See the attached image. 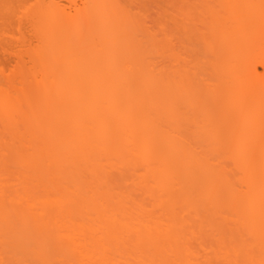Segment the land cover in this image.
I'll return each instance as SVG.
<instances>
[{
    "label": "rangeland",
    "instance_id": "rangeland-1",
    "mask_svg": "<svg viewBox=\"0 0 264 264\" xmlns=\"http://www.w3.org/2000/svg\"><path fill=\"white\" fill-rule=\"evenodd\" d=\"M220 2L223 1L77 0L75 9L71 10V13L73 14V16H71L72 18H68L69 20L66 19L67 21L65 19L63 21L60 20L62 22L57 25L55 24V29H52V23H54L55 21L54 19H52L50 13H48L49 15L46 14L43 18L42 16H40L42 21L40 22L42 24L40 26L43 27L42 29H46V31L45 36H43L44 38L42 40L40 38L33 41V48L30 51V56L27 58V64L29 66L30 72L25 71V74L21 73L10 75L7 68H4V71L2 72L0 71V264H88V261L86 262L85 259L81 260L82 256L80 258V254L78 255V253L75 251L76 246H73L76 244L72 243V245V240L70 242L68 236H78L77 230L79 229L80 224L83 223V226L86 229L83 228L82 230H79L78 233L79 235L85 234L84 236L89 237L85 240L92 247L93 237L90 234L92 233V229L90 228H92L94 225V221L92 220V218H94V212L97 210L99 205L95 207V203H91L92 205L90 204V208L88 210L89 218L87 217V219L85 220L80 216L78 209H76V211L71 215L65 216L58 214V209L51 204L52 199L59 197L61 194L70 195L76 194L77 192L75 188V182L70 179V175H73L75 170L72 171L73 173L67 172L66 170L60 174V179L57 180L58 182L55 185H53L52 189L55 188V190L57 189V191H55V193H53L47 199V214H42V210L44 209V207L42 208L41 206L42 209H39V205L35 207L37 209H28L27 203L25 201L26 199H24V193L22 191L26 186H28V184H24V181L26 179L25 175L30 173V171L32 172V170L34 172L33 175H35V170L39 174L43 172H40V168L39 171L37 170L38 168L34 169V167L31 168L32 170L29 169L31 166L27 167L26 161L28 159V162H30L29 160L33 159L34 157L36 159V157L40 153L37 150L38 146L41 147V149L44 147H50L52 149V152L56 151V155H53L52 159L50 160V162L52 163H66V158H63V156L60 155V153L66 151L71 152L72 154L76 155V158H78L79 155H77V153L80 152V146L76 138L77 136H79L80 131L83 130V128H86V130L91 129L94 132L95 130H99L96 134L97 136H99L97 137L98 140L105 139V133H107L108 130H106V132H100L102 122H93L92 117L96 118L95 115H97L98 117L99 114L100 117L103 116L102 118L105 119L107 115H109L108 108L110 106H113V102L115 101V99L118 98L122 90H125L123 89L126 88L125 85H131V87L128 89V92H126L129 93V99H127L126 101L117 102L116 107H112L113 109H116L114 114L118 115V117L123 116L126 111L125 107L128 105H130L129 107L133 108L134 112L137 111L139 113H142L145 110H153L154 108H152V106H155L157 111H153L154 113L152 114L154 115H152V117L155 116V113H157L156 116H158V126H156L157 129H155L156 133H158V137L157 145L154 146L163 147L164 152L165 149L166 151H173L171 152V154H169L170 152H167L169 154L168 157L171 156L170 160L167 161L168 164H170L171 158H173L172 156L176 158L178 154L184 155L187 160V154L189 157L190 152L193 153H190L192 154L191 156H193L195 154V151H199V156L194 155V157L197 159L199 158V162L202 158L201 162L204 161L202 162L203 164L201 163L202 165L210 160V162L208 161L209 163H207L209 164V166L210 163H212V169H214V166L212 165H215L218 162L220 163L222 162V160H224V162H222L224 164H217L221 167L219 168L220 172L222 169L226 168L224 167V165H226L228 168H231L229 166H232V164L234 165L233 162L236 154L239 159L241 158L242 154L240 153L244 152L242 145L243 142L240 143V148L243 150L238 148L239 150H241V152L234 151L238 150L235 146H239L235 144V146L232 145L234 149H232L231 147V151H219L222 149L218 150V147L222 146H218L215 148V145L218 144V141H216L217 143L214 144L215 140H213V136H215L213 134L217 132L210 133V127L209 129L208 127H206L208 124H205L204 122H202L203 119H200V115H203L207 120V118H209L207 117L208 114L213 111L210 110L211 112H209L206 116L205 113L207 111H201L204 105L201 109H197V107L194 108L196 97L199 98L198 96L201 97V95H204V97L205 95L207 97H209L208 95L212 96L211 92L213 93V91L215 92V90L218 89L217 88L214 90V88L220 87L217 84L218 81H220V83L221 81L225 82L228 84V86L231 82V80L230 82H227L228 80L223 81L218 78L219 76L221 77V73H219L220 70H223V67L228 63L225 64L223 61H221L219 58L220 55L218 58L221 63L215 62L214 58H216L218 54H216L214 58L213 56L215 54L213 56L211 54V48L214 47L215 44L218 43V40L220 41V39L224 36L221 33V35L223 36L220 38V32L218 33V31H216V28H221L220 26H218L219 24L216 25L217 21L221 20V22H224L222 21V18L225 17V19H230L228 16H232L229 15L230 13H228V18H226L225 11L227 8L229 9V4H226V8L224 7L225 9L222 10ZM227 2L229 3V1H226V3ZM65 4L68 3L65 2ZM221 25L226 26L227 23ZM218 30L220 31V29ZM227 30H222V32H228V35H230L231 37V34H233V32L231 33V31L233 30ZM66 33L71 37L67 40L68 44H63V39L61 38ZM231 38L233 39L234 35ZM223 39L224 38H222V40ZM231 59H229L231 61V65L236 64L234 62L239 60L238 57ZM229 60L225 61L230 62ZM68 62L71 64L76 62L74 63L76 67H74L75 65L73 64V67H71L75 68V70L78 69L76 74V71L74 72V69H70V65L68 66ZM227 66L228 68H230L229 64ZM227 66H225V69H227ZM69 70L71 72H74L75 75H71ZM262 70L263 69L259 67L258 71L261 72ZM87 71L89 73L91 71V74H89ZM68 73L72 76V78H70V82L66 80L69 76ZM222 76H224V74ZM229 78L231 77L229 76ZM81 81L82 83H80ZM69 83L70 85H72L73 89L70 85H68ZM76 84H78V86ZM166 85H171L169 86L171 88V91L168 90L167 87H165ZM231 85L232 84H230V87L232 89L233 86ZM117 86L118 88L115 90ZM148 86H153L156 90V93L152 98V104L151 100L149 103H147L145 101V97L136 96V94L140 95L142 92H144V89ZM76 87H78L79 92L83 91V93H80L83 94V96L80 94V96H77L72 93L74 92L73 90H77ZM230 87L229 89L226 87V89L230 91ZM71 89L72 91H70ZM151 89L153 88L151 87ZM232 90L235 91L236 89ZM146 92L149 93L148 90ZM222 92V94H226L224 93L225 89H223ZM231 93H233V91H231ZM238 93L239 92L236 93V96L240 97L241 95ZM241 93H243V90ZM242 95L246 96V92H244ZM235 97L231 100L229 99L230 102H226V100L228 99H223L222 103H218V105L222 104L223 113L227 109V111H229L230 107L232 106V102L234 103L233 108L237 105L239 100L237 97ZM209 98H207V102ZM210 99L211 101L213 100L212 98ZM236 99L238 101H236ZM202 100L204 101L205 99ZM224 100L226 104H224ZM250 100L248 99V101ZM214 101H216V99H214ZM218 101H220V99ZM216 103L217 102H215L214 107L210 108H215ZM209 104L210 103H208V105ZM245 104L242 103L240 107L241 114L239 113L237 116L239 118V121H237V123H240V118L244 119L242 121L243 125H245L248 121L249 125V123L251 122L250 120H254V122L259 121V123L262 122L261 119L264 118V102H254L253 100H251L248 105L246 104V107H244ZM171 105L174 108H178V110H176V108L171 109L172 111L176 110L177 115H175V111L172 112L169 109ZM201 105L202 103L200 104V106H197L201 107ZM204 108L206 107L204 106ZM167 110L168 112H171L168 113ZM194 111L197 113H195ZM218 114L216 113L215 115L218 116ZM74 116L77 117L83 124L81 128L80 126H75ZM237 117L236 119H238ZM168 118H173L171 123H169ZM113 119H116V117H114ZM113 119H111V123ZM245 120H247V122ZM121 121L122 120H120V122ZM106 122L107 118L105 124ZM205 122L207 123V121ZM111 123L107 122V125H110ZM144 124L140 125V128L138 129H136V126L135 129L132 127L130 128L129 126L127 127L129 129H126L127 131L125 130L123 132L120 131L122 129L117 130V128H115L116 126L114 127L112 125L110 129L111 133L112 131H114L118 134L116 135L117 137L115 139L121 144L123 141H125L124 138L126 135H131V137L133 135L138 136V133H140L141 135V131L144 132ZM251 124L252 122L250 123V126ZM257 124L258 123H256V125H252V127L257 126ZM239 126H241V124ZM244 127V129H246V125ZM258 127L254 128L257 130ZM261 127V130L264 131V123ZM261 127H259V129ZM148 128L149 127L147 126V129ZM212 129L211 131H213ZM255 129H249L247 131L252 134L256 132L252 131ZM153 132H155V130H153ZM153 132L149 131L147 133L153 134ZM244 132H242L241 134H243ZM259 133L260 134L255 135L252 134V137L255 136L256 139H262L260 138L262 137L261 132ZM154 134V137L157 136ZM218 134L219 132L216 135ZM250 134L247 135V137L245 134L244 135L246 138H251ZM262 134L264 137V133ZM244 135H241L240 137H244ZM257 135H260V137H257ZM148 137L149 139L151 138L150 135ZM172 137H175L173 138L175 139L174 141ZM240 137L238 139H240ZM231 138L232 137L230 136V139ZM246 138L241 139L245 141L244 139ZM142 139H140V141ZM214 139L217 138L215 137ZM235 140L231 139L230 141L232 142ZM144 141L145 142H140L139 148L137 147L138 149L136 150H132L129 153H124L122 151L124 153L122 156H120V154H115L112 159H106L104 156L100 155L99 157L104 166L102 165L103 169H101L102 171L99 173L100 170L98 168H100V165L98 166L97 164H100V161H98L97 159L96 161H94L93 168L97 169L96 173L100 174V180L96 182L98 184L95 183L94 188L95 190L98 189L99 185L101 190H104L105 192L109 191L111 194H113L111 195L112 197L107 193L103 194L107 197V199H102L100 202L102 207L107 208L110 212H118V210L122 209H124L126 212V209H128L131 210L130 212H138L143 218H147L149 214H152L159 217V219L164 223H167L168 215L170 214H168V212L159 205V200L157 199L159 194L155 193V189L152 188V185H154V182L157 179H155L154 177L148 179L146 175L147 172L146 168L144 167L145 159L143 158V156L145 154V157H147L144 148H146L145 146L150 140L148 141L147 139L148 142L146 140ZM177 144L179 147L177 146ZM180 144L185 149H183V147H180ZM154 146L150 145V147ZM190 146L193 147L192 149H194L195 151L191 149V151L189 152L191 148ZM224 147L226 148L225 145ZM34 148H36L35 150L38 151L37 155H35L36 153L33 152ZM41 149L39 148L40 151ZM53 149L55 150L53 151ZM261 149L260 147L257 148L258 152L259 150L261 151ZM185 150H188L187 154L184 153L186 152ZM142 151H144V153H142ZM32 154L35 155L33 156V158ZM196 154H198V152H196ZM200 154L203 156L200 157ZM47 156H50V154H48ZM255 156L254 158H256ZM40 157L41 155H39V157L34 160L37 161ZM168 157L166 156V158ZM184 157L182 159H184ZM206 157L208 158L207 161ZM238 157L236 160H239ZM175 158V162H185V160L182 161L181 157V160L179 159L177 161L176 159L178 158ZM258 158L257 160H259ZM263 158H261V160ZM45 159H47L46 156ZM254 160L256 161V159ZM35 161L32 162V166ZM40 161H37L38 164L40 163ZM263 161L264 159L262 160V162L260 161V165L257 163L259 168H254L256 172L258 171V169L260 170L257 173L253 171L256 174L255 178L261 173L264 174V165L260 167ZM237 162L238 161H236L235 163ZM230 163L232 164L230 165ZM246 164L243 163L244 166H246ZM217 165H215L216 168L219 167ZM221 165L224 168H222ZM237 165L236 167L235 165L234 167L232 166L231 169L226 168L224 169V171H221V174L219 173L220 176H223L222 178L225 179L226 183H223L224 180L217 174L222 182L218 180L219 177H217V181L219 182H217L215 178L214 182L212 181V183H210V186H207L208 189L209 187L211 189V191L209 192H215L214 190H217V188L218 190H223L226 189V187L231 188L228 191V195H230L229 192L232 189V192H236V194H233L237 196L239 195L240 191L244 192L247 189L244 185V182L241 184V186L239 185V183H237V185L234 182H237L239 180L238 178L243 176L244 173L242 171L247 174V172H249L251 168L245 167L249 169V171H246V169L242 165H240L243 168L242 169L239 166L242 169L241 170L239 167L237 168ZM251 166L254 167L253 164ZM260 168H262L263 170H261ZM212 169L210 170L211 172ZM180 172L181 170L179 169V167L178 169L170 170L171 176H175ZM216 173H218V171H216ZM208 174H210V172ZM31 175H27L30 176V180L32 177H35H31ZM86 175L88 176V174ZM247 175L250 177L249 173ZM247 175H244V177H248ZM42 177L46 179L45 175H43ZM209 177L207 176V178ZM244 177L242 179H244ZM262 177L263 176L260 175L259 179ZM210 178L209 180H211ZM256 179L259 180L258 178ZM34 181L35 180H33V182ZM38 182L41 181L39 180ZM260 182H262L261 179ZM27 183L30 184L31 181ZM263 183L260 185L262 190L261 193H264V186H262L264 185ZM37 185L38 183L36 184V186ZM45 185L47 186V184ZM36 186L34 185L33 188L38 187ZM27 188L29 189V186ZM28 189L26 191H28ZM30 191L31 190H29V192ZM34 191L36 192L37 189ZM41 191L39 190L38 195L42 193ZM246 192L244 193L245 195ZM223 193H225V191ZM44 194L45 192L43 193V195ZM176 194V200L173 205L175 212L174 217H176L179 222L184 219L188 222L189 226L190 224L192 225L190 229L193 233H191L190 230H185L182 233L184 239L181 238V241H185L186 243H188V245L182 243L181 248L185 249V245L188 246L187 250H189L192 256L190 264H222L220 262H217L216 260L217 252L219 254L215 242V239L218 240L219 233L217 234L216 232H221V234H223V237H225L224 239H226L227 237V241L228 237L232 235L234 238L231 236L230 240H234L235 243H237L236 241H241L244 235L243 230L242 235L241 232L239 233V231V234L237 232H234L232 234L233 231H229L230 227L233 228L231 221H234L233 224L235 225L236 219L238 220L240 216L241 218H245V216L242 215L241 209H238L239 212H235L238 216L236 214L234 216L233 213V217H231L232 215L230 216V221L228 219V211H232L231 208H233V206L236 207V205L239 204L238 202H236V200L234 201L235 198H232V200L230 198L231 196L235 197V195H230V197L224 198L222 205L226 209V212L217 214L215 216L210 215L211 217L205 218L206 221L204 222V210L205 212L207 211V214H209V212H211L209 210L212 209L210 206L208 208V200L204 199V197L206 198V195H204V197H202V195H199V197H194L190 201L186 202V198L184 197L182 192ZM257 195L258 192L254 197H256ZM26 196L30 197V195ZM159 196L161 197V199L165 198L162 195ZM45 197H47V194L43 198ZM239 197H241V195H239ZM239 199H237V201ZM243 199L244 198H242V200ZM78 200L80 199L78 198ZM246 201L247 200H245V202ZM245 202H241V206L243 204L245 205ZM238 208L242 207L239 206ZM88 219H90V222L88 221ZM225 219L229 221H227L228 224L231 222L230 225L232 226H225ZM202 220L203 222H201ZM237 222H239V220ZM87 225H89V227H87ZM240 226L241 225L239 223V229ZM215 228L220 229H217V231L215 232ZM246 233L245 235L247 236L248 234ZM99 235L100 233H98L96 236ZM247 237L249 238V235ZM247 237H244V239H247ZM84 238L82 239L84 240ZM75 239L78 240L77 238ZM77 242H79V240ZM77 251L80 252L81 250H79L78 248ZM181 254L184 257L185 250L183 251L181 249ZM240 254L242 253H238V255ZM122 255L123 254L119 251L116 252L115 246L114 248L107 251V254L104 256L105 261L103 264H126L125 261L129 262V260L127 259H124V261L123 258H121ZM168 262H172V258L168 260ZM182 264L189 263L186 262L184 258Z\"/></svg>",
    "mask_w": 264,
    "mask_h": 264
},
{
    "label": "bare ground",
    "instance_id": "bare-ground-1",
    "mask_svg": "<svg viewBox=\"0 0 264 264\" xmlns=\"http://www.w3.org/2000/svg\"><path fill=\"white\" fill-rule=\"evenodd\" d=\"M222 1L223 2H220L222 10L226 8L225 7L226 4L227 5L229 4V9L227 8L228 11H227V9H226V11L225 10L224 11L226 12V18L229 17L230 19H225V17H224V18H222V21H224V22H221V20H219L220 22L217 21L216 25L219 24L218 26H220L221 28H216V31H218V33L220 32V35L222 33L224 36L221 35L220 38L223 36L222 38H224V39L222 40V38H221L220 41L218 40V43H216L215 46L211 48V51H212L211 54H212V56L215 54L213 56V58L216 56V54H218L216 56V58H214L215 62L221 63L219 61V58H220V60L223 61L225 64L226 63L229 64L230 68H228V66H227L228 64L225 65V66H227L228 70L225 69L226 68L225 66L223 67L224 68L223 70H220L219 73H221V77L219 76L218 78H220V80H223V81L228 80L227 82H230V80H231V82L229 83V86H228L227 83L221 81V83H222V85H221L220 81H218L217 84H218V86L221 87V89H220V87H215L214 90L218 88L217 90H215L216 93L213 91V93L215 95L212 92H211L212 96L207 94L213 100L211 101V99L209 97H207L206 95H205V97H204V95H201V97L198 96L199 98L196 97V99H195L194 108L197 107V109L198 108L201 109L202 106L204 105L206 108H204V106H203L201 111L206 110L207 111L205 113L206 116L209 112L213 111L210 114H208L207 117H209V118H207V120L204 118L203 115H200L201 117L200 116L199 117L201 120L203 119L202 122H204L205 124H208L207 126L206 125L205 126L208 127V129L210 127V129H209L210 133H213V132L218 133L219 132L218 135H216L217 133L213 134V135H215V136H213V140H215L214 144H216L217 143L216 141H218V144H216L217 146L215 145V148L218 146L223 147V148L218 147V150L222 149L219 151H221V152L222 151L227 152V150L231 151L232 149H234V147H232V145H234V144L239 145V146L234 145L238 149L241 147L240 143L243 142L242 145H243L244 150L241 148L240 149L243 150L244 152H241V150H239V149L234 150L237 152H239V151L241 152L240 154H242L241 158L243 161L241 160V158L239 159V157L236 154V156L238 157L239 160H236L237 157L235 156L233 163L236 167V165L238 163H241V161H242L241 164L237 165V168L240 165H242L244 168L245 167L251 168L250 171H249V169L245 168L246 171H249V172H247V174L249 173L251 178L247 174H245L244 171H242L244 174H243V176L238 178L239 180L237 179L239 182L237 180H236L237 182H234L235 184L239 183L240 186L244 182V185L246 186L247 189L244 192L240 191V193H239V195H241V197L244 199L242 200V198L239 197V195L238 196L235 195L236 192L235 191L232 192L233 189L229 193H230V195H235V197H233V196L230 197V195H228V191L231 188H228V187H226V189H223V190L222 189L218 190V188H217V190H214L216 193L215 192H209V191H211V189H210V187H209V189L207 187V186H210V183H212V181L214 182L215 178L217 181V177L220 176V174L222 173L221 172L222 170L224 171V169H226V168L231 169L232 166L234 167V165L232 163H230V165L232 164V166H229L231 168H228L226 165H224V167H226V168H224L221 165L222 168H224V169H222L219 172V170H220L219 168H221L219 165H217L219 162L217 164H215V165L219 166V167H217L218 169L216 168L215 165H212V166H214V169H212L211 168L212 163H210V166H209L208 163L210 162V160H208L209 161L208 162L207 161L208 158L206 157V161L208 163L205 162L204 165H206V164H208V165L204 166V165H202L203 164L202 162H204V161L201 162L202 158L200 159V162H199L198 161L199 158L197 159L194 157V155L199 156V151H195L194 149H192L193 147H191V146H190L191 148H190L189 152L191 151V149L193 151H195L194 152L195 154L193 156H191L193 153L190 152V153H192V154L189 153V155L191 157L190 156L188 157V154H187L188 150L187 151L185 150L186 152H184V151L183 152L187 154V156L185 154V156L187 157V160L184 157V155L178 154V156H176V158H178V159H176L174 156H172L173 158H171L170 164L167 163V161H169L170 157H171V156L170 157H168V156L173 151L172 150L166 151V149H165V152H166L165 153L163 147H161V146L155 147L154 146V145H157V137H158V133H156V129H157L156 126H158L157 125L158 124V116H156L157 113H155L157 120H156L155 116L152 117V115H154L152 113L157 111L155 106H152V108H154L153 110L152 109H150L148 111L145 110L144 111L145 113L142 111H141L142 113L135 111L136 113H139V114H136L134 112L133 108L129 107L130 105H128L125 107L126 111H125V114L123 116L118 117V115H115L114 112L116 109H113V108L116 107L117 102H122V101H126L127 99H129L128 98L129 93H126V92H128V89L131 87V85L130 84L125 85L126 88H123L125 90H122L121 94H119V96L117 95L118 98H116L115 101L113 102V106H110L108 108L109 109L108 110L109 115H107V117H106L107 122L111 123V119L116 117V119H113V121L110 125H107V122L105 124L106 118L105 119L102 118L103 116L100 117L99 114H98V117H97V115H95L96 118L92 117L93 122H96V121L102 122L100 132H103V131L106 132V130H108V132L105 133L106 134L104 137L105 139L98 140L97 137H99V136H97L96 134L99 130L98 131L95 130V132H94L91 129L86 130V128H83V130L80 131L79 136H77V138H76V140L80 146V148H79L80 152L77 153V155H79L78 158H76L75 157L76 155L72 154L71 152L66 151V152L60 153V155L63 156V158L64 157L66 158V161H67L66 163H58V162L52 163V162H50V160L52 159L53 155H56V153H55L56 151H54L55 149H53L54 152H52L51 151L52 149L50 147H47V148L44 147L46 149H44V148L41 149V147L38 146V148L37 147L36 148L41 154L40 153L38 154V151L35 150L36 148L33 149V152L36 153L35 155L38 154L36 159L39 157V155H41L40 158H42V159H40V158L38 159L39 161L41 160L39 163L40 165L37 162L38 160L35 161L36 160L35 157L33 158V156H35L33 154H32L33 159L29 160L31 163L28 162V159H27V161H26L27 165L24 164L27 167L31 166L29 169L34 167V169L38 168L37 170L39 171V168H40V172H43L41 174L45 175V177H46V179L44 177H42L43 175L37 173L36 170H35V175H33L34 172L32 169L31 170L33 173L30 171V173H28V174L29 175L32 174L31 177L32 176H35V177H32L30 180V176H27L28 174L25 175L26 179L24 181V184H28L29 189L27 188L28 186H26L25 187L26 189L24 188V190L26 191L28 189V191H26V192L24 190H22V191L24 193V199H26L25 201L27 203L28 209H30V210L37 209L35 207H37L39 205L40 206L39 209H42L44 207V209L42 210L43 211L42 214H47V206H46L47 199L53 193H55V191H57V189L55 190V188L52 189L53 185H55L58 182L57 180L60 179V174L66 170H67V172H72L75 170V172H74L75 175L74 174H73L74 176L70 175L71 176L70 179L75 182V188H76L77 192H76V194H70V195L61 194L62 196L60 195L59 197L52 199L51 204H52V206H55L58 209L57 210L58 214L67 216V215L73 214L76 211V209H78L80 216L85 220V219H87V217L89 218L88 210L90 208V204L95 203V207H97V205H99L97 210L94 212V218H92V220L94 221V225L92 228H90V229H92V233H90V234L93 237L92 247L85 240L89 237L84 236L85 234L79 235V233H78L79 230H82L83 228H85L83 226L84 225L83 223L80 224L79 229L77 230L78 236H72V235L68 236V239L70 240V242L72 240L71 244L72 243L76 244V245H73V244L72 245L76 246L77 249L75 248V251L78 253V255L80 254V258L82 256L81 260L85 259L86 262L88 261L87 262L88 264H96V263L103 264L105 261L104 256L107 254V251L114 248L115 246H116V252L119 251L120 253L123 254L121 258H123V260L124 259L129 260V262L124 260L126 262V264H182V261H184V258H185V261L190 264L192 256H191L189 250H187L188 243H186L185 241H181V238L184 239L182 233L185 230H190V232L193 233L190 229L192 227V225L190 224V226H189L188 222L184 219H182L179 222L178 219L176 217H174L175 212H174L173 205H174L175 200H176V195H177L176 193H179V192H182V194L186 198V202L190 201L194 197L195 198L199 197V195H202V197H204V195H206L207 199L205 197H204V199L208 200V208L210 206L212 209L209 210V211H211V212H209V214H207L206 213L207 211L205 212V210H204V213H203L204 222L206 221L205 218H209L211 216H215L217 214L226 212V209L222 205L224 198L230 197L231 200H232V198L233 199L235 198L234 201L236 200V202L239 203V204L238 203L237 204L242 208H238L239 207L238 205H236V207L233 206L234 209L231 208L232 211H230V210L228 211L229 212L228 213V215H229L228 219L230 221L231 217H233L232 214L234 213V216H235V214L239 212L238 209H241L242 215L245 216V218H243V217L241 218V216H240V218L238 219L239 222H237L238 220L236 219L235 225L233 224L234 221H231L233 228L230 227L231 229L229 228V231H231V232L233 231L232 234L234 232L238 233V231H239V233L241 232V235H242L243 234L242 230H243L244 231L243 239H244V237H247L248 235H249V238L247 237V239H244V240L242 239L243 241L242 240L236 241L237 239L235 238L236 239L235 241L237 242V243H235L234 240L233 241H232V239L230 240V237L232 235L231 236L229 235L230 237H228V241H227V237H226V239H224L225 237H223V234H221V232L217 231V229H220V228H215V232L217 231L216 233L217 234L219 233L218 240L215 239L216 248L219 251V254H218V252L216 254V257H217L216 260H217V262H220L222 264H232V263L233 264H264V193H261L262 190H261V186H260L264 182L263 181L264 180V178H263L264 174L258 173L261 176H263L262 177L263 179L260 178L262 181V182H260V179H259L260 175L256 176V178H258L259 180H257L255 178V175H256L255 173L259 172L260 170L258 169V171L256 172L254 169V168H259L258 164L260 165L261 164L260 161L262 162V160L264 159L263 158L264 157V155H263V153H264V151H263L264 150L263 149L264 137L262 134V133H264V131L261 130L262 129L261 126L264 123V120H263L264 118L261 119L262 122H260V123H259V121L254 122V120H250L252 122L251 126H250L251 122L248 125L249 121L247 122V120H245L247 122L246 123L244 121L246 123V124L244 123L246 125V129H244L245 125L242 124V121L244 119L240 118V123L239 124L237 123V121H239V118L237 116L240 113V107H241L242 103H244V104L246 103L248 105L251 102V100H253L254 102L255 101L261 102V103L264 102V0H226V1H229V3L228 2L226 3L225 0H222ZM65 2L68 4H65ZM76 5H77V0H0V71L2 72V71H4V68H7L9 70L10 75L21 74V73L25 74V71L28 72L29 66L27 64L28 63L27 58L30 56V51L33 48L32 47L33 41L40 39V38L42 40L44 38L43 36H45L46 29H42L43 27L40 26V25H42L40 23V22H42L40 16H42V18H43L46 14L50 13V15L52 16V19H54V21H55L54 23H52V29L53 28L55 29V26L57 24L61 23L64 19L69 20L72 18L71 16H73V14L71 13V10H74ZM228 13H230L229 15H232V16H228L227 15ZM47 20H48V18H47ZM60 20H62V21H60ZM224 23L225 24L227 23L228 26L227 25L226 26L221 25ZM223 26H224V28H223ZM228 27H230V28H228ZM227 28H228V30H227ZM218 29H220V31ZM221 29L227 30V31H229V29L233 30V31H231V33L233 32V34H231L232 35L231 37H233V35H234V38H233L234 40L230 37V35H228V32L227 33L225 31L222 32ZM226 35H228V36H226ZM66 36H69V35H67V33H66L63 36L64 38L63 37L61 38V39H63L62 40L63 44H66V43L68 44L67 40L70 39V37H71V36H69V37H66ZM228 38H229V40H228ZM219 43H220V45H219ZM219 55H220V57H219ZM235 57H238L239 60H237L238 62L237 61L234 62L236 64L231 65V61H232L231 58H235ZM223 58H225V59H223ZM227 59L228 60L231 59V61L229 60L230 62H226V61H228ZM74 63H76V62H74ZM74 63H72V64L75 65ZM72 64L69 63L68 66L70 65V69L71 70L74 69V72L76 71L75 72V74H76L78 69L75 70V68H71V67H73ZM231 66H233V67H231ZM74 67H76V65ZM259 67H261L263 69L261 72L258 71ZM74 72L70 71V74L75 75ZM225 72L226 73L228 72V73L226 74ZM70 74L68 73L69 76H71ZM89 74H91V71ZM223 74H224V76H226L228 78L222 76ZM69 76L66 80L70 82L71 81L70 78H72V76L71 77H69ZM229 76L231 78H229ZM80 83H82V81ZM80 83H78V84H80ZM224 83H225V85H224ZM78 84H76V85L78 86ZM230 84H232L231 86H233L232 89H236L235 91L231 89ZM68 85H70V83ZM234 85H235V87H234ZM70 86L72 87V85H70ZM70 86H68V87H70ZM169 86H171V85H166L165 87H167V89L170 90L171 88ZM151 87L154 89V91H153V89H151ZM151 87L148 86L147 88L144 89V92H142L140 95L136 94V96L137 97H139V96L145 97L146 100L145 99L144 100L147 103H149L151 100V104H152V102H153L152 98H153V95L156 93V90L153 86H151ZM226 87L228 89L230 87L231 90L229 91L228 89H226ZM76 88L78 90V87H76ZM117 88H118V86L115 88V90ZM72 89H73V87H72ZM72 89L70 91H72ZM126 89H127V91H126ZM223 89H225L224 93H226V94H222ZM237 89H239V90H237ZM77 90L76 89L73 90L74 92H72V93H74L77 96L80 93H83V91L79 92V90L78 91ZM145 90L146 91L148 90L149 93H147ZM242 90H243V93L246 92L247 97L244 96L245 94L242 95L243 94V93H241ZM231 91H233V93H231ZM235 92L236 93L239 92L238 94L241 95L240 96L241 98L237 97ZM151 93H153V94H151ZM80 95L83 96V94H80ZM235 96L239 100L237 105L233 108L234 103L232 102V106L230 107L229 111H227L228 110L227 109L223 113L222 112V104L218 105V103L219 102L222 103L223 99H228V100H226V102H230V100L232 98H234ZM242 96L244 97V99ZM207 98L210 99V102H209V99L207 102ZM147 99H149V100H147ZM197 99H198V101H197ZM202 99H205V100L203 101ZM214 99H216V101H214ZM219 99H220V101H218ZM248 99L249 100L251 99V100L248 101ZM238 100L236 99V101H238ZM233 101H235V100H233ZM196 102H197V104H196ZM215 102H217L216 107H215L216 109L210 108V107L215 106ZM223 102H225V100ZM226 102L224 104H226ZM247 102H249V103H247ZM199 103L200 104L202 103L201 107H199L200 106ZM208 103H210L209 104L210 106L208 105ZM246 104L244 105V107H246ZM197 105H199V106H197ZM176 106H177V104H176ZM167 108H168V106H167ZM172 108H174V107L171 105V107L169 109L171 110ZM176 110H178V108H176ZM176 110H173V111H175V115H177ZM171 111H169V112H171ZM214 111H215V113H214ZM167 112H168V110H167ZM219 112H221L222 114ZM195 113H197V112H195ZM216 113L217 114L219 113L218 114L219 117L217 115H215ZM220 114H221V117H220ZM112 115H113V117H112ZM149 115H150V117H149ZM202 116H203V118H202ZM236 117L238 119H236ZM173 118H170V119L168 118L169 123L172 122ZM120 120H122V121L120 122ZM204 120L207 121V123ZM208 120H209V122H208ZM113 123H114V125H113ZM256 123H258V124H257V126H254V127H258V125L260 124L259 127H261V128L259 129V127H258V129L261 131H259L258 129L256 130L254 127H252V125H256ZM74 124L76 127L80 126V128L83 125L81 123V121L75 116H74ZM139 124L140 125L144 124V132L141 131V135H140V133H138V136L133 135L134 138H133V136L131 137V135H129L130 137L126 135L128 137V139L125 136L124 139L126 142L123 141L121 144L119 142H117L115 139L117 137L116 135H118V134L114 131H112V133H114V134H112L111 129H110L112 126H114V127L116 126L115 128H117V130L122 129L120 131L123 132L126 129L128 130L129 128H127V127H129V126H130V128L132 127L134 129L136 126L137 127L136 129H138V128H140ZM149 124H150V126H149ZM240 124L243 127L239 126ZM145 125H147L149 128L147 129V126H145ZM217 126L219 129L217 128ZM233 126H234V128H233ZM249 126L252 128H250ZM236 127H237V129H236ZM145 128H146V130H145ZM232 128L234 129V131ZM211 129L213 131H211ZM249 129L250 130L255 129V130H252V131H256L255 133H252L254 135L260 134L259 132H261L262 137H260V135L259 136L257 135V137H260L262 139H258V138L256 139L254 135H253L254 137H252V134H250L249 131H247ZM148 130L150 132H153V130H155V132H153V134L155 133L154 135H157V136L154 137L152 133L148 134L147 133V132H149ZM244 131L249 133L251 135L250 137L253 140L249 137H248L249 139L246 138L247 135H249V134H247ZM242 132H244V133L241 134ZM236 133L238 136L236 135ZM151 134H152V136H151ZM244 134L246 135V137ZM149 135L151 137L150 139L148 137ZM241 135H244V137H240ZM145 136H147V137H145ZM217 136H219L221 140ZM230 136L232 137L231 139H233V140H235L236 137L237 138L235 141L231 142ZM234 136H236V137H234ZM215 137L217 139H214ZM228 137H229V140H228ZM239 137H240V139H238ZM173 138H175V137H172V139ZM241 138L242 139L246 138V139H244L245 141H243ZM140 139H142V140L140 141ZM147 139H148V141L149 140L150 141L148 142ZM95 140H97V141H95ZM144 140H146L148 142V143L146 142L147 145L145 146L146 148H144V150L146 151L145 153H146L147 157H145V154L143 156V158L145 159V161H144V159H143V161H144V167L146 168V172H147L146 175H147L148 179H151L153 177L155 179H157V180L152 179V180H155L154 185H152V188L155 189V193L165 197L164 199H161V197L158 195L157 199L159 200V205L162 206L164 208V210L168 212V214H170V215H168V222L167 223H164L162 220L159 219V217L154 216L152 214H149L148 217L146 216L147 218H143L138 212H130L131 210H128V209H126L127 210L126 212L124 209L118 210V212H110V211H108L107 208L102 207L100 202L102 199H105V198L107 199V197L103 194L107 193L110 196L113 194H111L109 191L105 192L104 190H101L99 185H98V189L95 190V188H94L95 183L100 180L99 179V177H100L99 173L102 171L101 169H103L102 167L104 166V164L101 162V159L99 157L100 155L104 156L106 159L107 158L112 159V157H114L115 154L116 155L120 154V156H122L124 153H129L132 150L138 149L140 142H145ZM174 140L175 139H173V141ZM135 141H137L138 143ZM239 141H241V142H239ZM227 142H228V144H227ZM230 143H232V144H230ZM149 144L151 146H154L155 149H154V147H150ZM219 144H222V145H219ZM224 145L226 146L227 149L224 147ZM177 146H178V144H177ZM124 147H126V148H124ZM180 147H183V146L180 144ZM231 147H232V149H231ZM259 147H260V149L261 148L262 149H261V151L259 150V152H258L257 148H259ZM39 148L41 149V151L39 150ZM183 149H185V148L183 147ZM160 151H162V152H160ZM167 152H170V153L168 154ZM196 152H198V154H196ZM142 153H144V151H142ZM45 154H47V155L50 154V156H47ZM240 154H239V156H240ZM255 154H256V156H255ZM45 156L47 159H45ZM97 156H98V158H97ZM166 156L168 158H166ZM182 156L184 157V159H182L183 158ZM202 156L203 155L200 154V157H202ZM254 156L256 158H254ZM180 157H181L182 161L185 160V162H180V161L175 162L174 161V158L177 161L180 159ZM257 158L260 161L257 160ZM261 158H263V159L261 160ZM48 159H49V161H48ZM96 159L98 161H100V164L99 163L97 164L98 166L100 165L99 166L100 168H98L100 170L99 173H96L97 169L93 168V164H94V161H96ZM204 159H205V157H204ZM254 159H256V161ZM34 161H35V163L32 166V162H34ZM236 161H238V162L235 163ZM44 162H45V164H44ZM222 162H224V160H222ZM222 162H220L219 164H224ZM41 163H43V164H41ZM177 163H178V165H177ZM225 163H226V161H225ZM243 163L244 164L247 163L246 166H244ZM250 163H251V165L253 164V166L255 164L256 167L255 166L252 167L250 165ZM247 165H249V166H247ZM263 165H264V161L260 167H262ZM242 166H240V167L242 168ZM178 167L181 170V172L175 176H171L170 170L178 169ZM211 169H212V172L210 171ZM260 169L263 170L264 168L263 169L260 168ZM216 171H218V173H216ZM253 171H255V173ZM209 172H210V174H208ZM213 173L214 174L216 173V174L214 175ZM86 174H88V176ZM202 174H203V176H202ZM209 175L211 178L209 177ZM244 175H247L248 177H246V176L244 177ZM207 176L211 180H209V178H207ZM220 177L222 178L223 176H220ZM220 177L218 178V180L221 181ZM243 177H244V179H242ZM41 179L43 180V182ZM222 179L224 180L223 183H226L225 179L224 178H222ZM33 180H35V181L33 182ZM39 180L41 182H38ZM45 180H47V181H45ZM30 181H31L30 184L27 183ZM46 182H48V183H46ZM208 182H209V184H208ZM217 182H219V181H217ZM37 183H38V185H37L38 187L36 186ZM49 183H50V185H49ZM45 184H47V186ZM96 184H98V183H96ZM227 184H229V183H227ZM34 185L37 188H35V187L33 188ZM262 186H264V185H262ZM30 187H32V188H30ZM45 188H46V190H45ZM36 189H37V191H36L37 194L34 191ZM29 190H31V191L29 192ZM39 190L40 191L42 190L41 191L42 193L38 195ZM218 191H220V192H218ZM222 191L223 192L225 191V193H223ZM226 191H227V193H226ZM27 192H28V194H27ZM44 192H45V194L43 195ZM245 192H246V195L244 194ZM257 192H258V195L256 197H254ZM233 193H235V194H233ZM46 194H47V197L43 198L44 196H46ZM26 195H30V197L26 196ZM250 195H252L253 197ZM32 196H33V198H32ZM78 198L80 200H78ZM239 198H241V199H239ZM34 199H37V200H34ZM40 199H42V200H40ZM237 199H239V200L237 201ZM245 200H247V201L245 202ZM35 202H37V203H35ZM241 202H245V205L243 204L241 206V204H242ZM41 206H42V208H41ZM212 211H213V213H212ZM175 219H176V221H175ZM88 221L90 222V219H88ZM225 221L227 223L228 220L225 219ZM201 222H203V220ZM226 223H225V226L226 225L232 226V225H230V223L229 224L228 223L226 224ZM239 223L241 225L240 229H239ZM86 224H88V223H86ZM87 227H89V225H87ZM98 233H100V235L96 236ZM245 233L248 235L246 236ZM80 236H81V238H80ZM84 237H86V238H84ZM75 238H77L79 240V242H77L78 240H76ZM82 238H84V240ZM224 241H226L227 243ZM182 243L187 244V245H185V249L181 248ZM78 248H79V250H81L80 251L81 253L79 251H77ZM181 249L183 251L185 250L184 257L181 254ZM238 253H242V254L238 255ZM171 258H172V262H168V260H170Z\"/></svg>",
    "mask_w": 264,
    "mask_h": 264
}]
</instances>
